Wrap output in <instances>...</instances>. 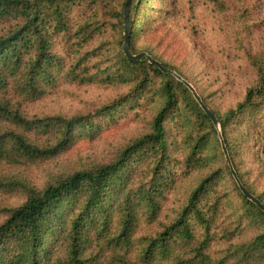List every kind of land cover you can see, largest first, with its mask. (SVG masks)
<instances>
[{"label": "trees", "instance_id": "16d2710c", "mask_svg": "<svg viewBox=\"0 0 264 264\" xmlns=\"http://www.w3.org/2000/svg\"><path fill=\"white\" fill-rule=\"evenodd\" d=\"M126 1L0 0V264H264V213L212 122L175 77L124 56ZM205 1L254 80L238 100L193 87L264 205V24L250 0ZM129 14L130 52L192 82L164 57L166 0ZM250 28L255 54L242 47ZM91 89L109 95L86 112L53 109ZM123 122L144 129L99 156Z\"/></svg>", "mask_w": 264, "mask_h": 264}, {"label": "rangeland", "instance_id": "374dc122", "mask_svg": "<svg viewBox=\"0 0 264 264\" xmlns=\"http://www.w3.org/2000/svg\"><path fill=\"white\" fill-rule=\"evenodd\" d=\"M135 2L133 0L132 6ZM166 2L174 15L172 36L167 40L164 57L181 68L192 82L182 78L192 86L199 82L202 88L209 93L215 91L224 100L241 99L245 88L254 80V74L243 58V50L237 52L226 48L229 35L218 24L210 6L205 0ZM250 8L254 22L264 24V0H250ZM250 29L243 38L242 47L255 54L262 48V34L254 28ZM105 93L95 89L85 90L80 99L61 100L53 109L64 114L86 112L101 104ZM143 129V124L134 122H123L111 128L104 142L96 148L98 155L102 157L112 148L125 144Z\"/></svg>", "mask_w": 264, "mask_h": 264}, {"label": "water", "instance_id": "95a60500", "mask_svg": "<svg viewBox=\"0 0 264 264\" xmlns=\"http://www.w3.org/2000/svg\"><path fill=\"white\" fill-rule=\"evenodd\" d=\"M133 0H127L123 9V26H124V32H123V44H122V52L124 56L130 61V62H136L142 59H145L148 61L149 64L154 65L160 72L164 74H169L175 77L179 82H181L193 95L194 99L196 102L199 104L200 108L204 112V114L209 118V120L212 122L214 128L217 130L218 133V138L220 142V146L222 149V152L225 156V159L228 163L230 173L238 186L239 191L241 194L252 204H254L262 213H264V205L255 197L253 196L240 182L236 172L233 169V166L231 164L226 146L224 144L221 132H220V127L217 118L213 115V113L204 105L202 102L200 96L197 94L196 90L193 88V86L188 83L186 80H184L181 76L176 74L175 72L169 71L163 67L161 63H159L157 60H155L153 57L148 55L145 52L139 53L137 55H133L130 50H129V35H130V26H129V12L131 9Z\"/></svg>", "mask_w": 264, "mask_h": 264}]
</instances>
